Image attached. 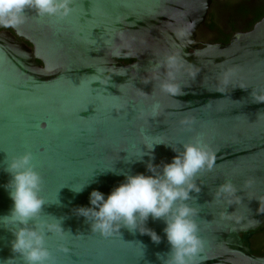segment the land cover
I'll list each match as a JSON object with an SVG mask.
<instances>
[{"label": "water", "instance_id": "95a60500", "mask_svg": "<svg viewBox=\"0 0 264 264\" xmlns=\"http://www.w3.org/2000/svg\"><path fill=\"white\" fill-rule=\"evenodd\" d=\"M210 1L72 0L67 17L28 11L18 28L0 27V216L12 206L6 160L31 152L47 203L40 219L63 218L66 231L46 236L54 264H161L162 220L145 225L159 244L123 227L104 238L75 209L90 206L93 190L107 197L127 175H151L149 163H170L172 148L197 140L215 162L197 174L201 192L187 202L204 241L195 264H264L249 248L264 226V18L225 45L198 48ZM166 55L181 65L179 95L159 87ZM225 181L235 194L217 196ZM13 239L0 225V264H23L10 259Z\"/></svg>", "mask_w": 264, "mask_h": 264}, {"label": "clouds", "instance_id": "9594fccd", "mask_svg": "<svg viewBox=\"0 0 264 264\" xmlns=\"http://www.w3.org/2000/svg\"><path fill=\"white\" fill-rule=\"evenodd\" d=\"M71 3L72 0H0V27L18 28L27 19L28 11L41 17H67L72 11ZM159 66L165 69V79L159 84L161 91L173 96L181 94L180 86L174 83L176 73L181 67L178 58L175 55H166ZM232 72L229 69L224 73L223 84L228 83V76ZM159 107L158 103L152 106L153 116L158 114ZM154 144L145 146L149 151H141L139 158L151 155ZM172 150L176 155L170 163H149L147 170L151 175H127L125 181L113 188L107 197L98 190L91 191L90 206L78 207L75 213L90 222L91 232L104 238L120 234L119 230L123 227L130 232L139 231L141 235H148L155 244L161 242V237L145 225L149 217L162 220L169 251L163 255L156 254L161 264H195V258L203 250L204 241L199 236L198 225L193 219L197 214L196 209L187 202L197 199L190 195L201 192L194 179L198 173L212 169L215 157L200 140L184 144L179 152L175 148ZM31 160V152L6 160L4 170L11 179L5 187L12 206L8 214L0 216V225L14 237L10 244L15 256L10 259L20 257L23 264H54L52 254L45 246L46 236L55 233L63 239L66 231L61 227L63 218L52 216L55 223L40 219L43 206L47 203L40 196L43 179L34 170ZM245 183L248 185L251 181ZM83 188L84 186L72 188V191L80 193ZM235 192L234 185L225 181L218 186L216 195L232 196ZM55 204H59V201ZM8 225L13 226L14 230ZM61 250L66 251L63 246Z\"/></svg>", "mask_w": 264, "mask_h": 264}, {"label": "flooded vegetation", "instance_id": "af4514ba", "mask_svg": "<svg viewBox=\"0 0 264 264\" xmlns=\"http://www.w3.org/2000/svg\"><path fill=\"white\" fill-rule=\"evenodd\" d=\"M264 18V0H211L197 35L198 48L227 44L238 33H247ZM249 248L264 257V226L249 239Z\"/></svg>", "mask_w": 264, "mask_h": 264}, {"label": "trees", "instance_id": "16d2710c", "mask_svg": "<svg viewBox=\"0 0 264 264\" xmlns=\"http://www.w3.org/2000/svg\"><path fill=\"white\" fill-rule=\"evenodd\" d=\"M253 255H255L254 253H252Z\"/></svg>", "mask_w": 264, "mask_h": 264}]
</instances>
